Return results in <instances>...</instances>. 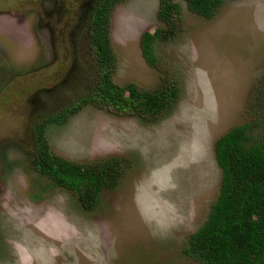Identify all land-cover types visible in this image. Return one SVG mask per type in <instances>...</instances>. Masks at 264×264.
<instances>
[{"label":"rangeland","instance_id":"rangeland-1","mask_svg":"<svg viewBox=\"0 0 264 264\" xmlns=\"http://www.w3.org/2000/svg\"><path fill=\"white\" fill-rule=\"evenodd\" d=\"M83 1L0 0V264H200L184 249L220 192L214 144L248 121L264 136V0H224L210 19L171 0L170 22L161 0L114 8V82L178 95L156 120L87 105L46 127L51 152L71 162L123 160L125 176L90 212L31 162L32 116L92 81L87 34H69ZM157 30L151 67L140 38Z\"/></svg>","mask_w":264,"mask_h":264},{"label":"trees","instance_id":"trees-1","mask_svg":"<svg viewBox=\"0 0 264 264\" xmlns=\"http://www.w3.org/2000/svg\"><path fill=\"white\" fill-rule=\"evenodd\" d=\"M126 1L81 2L69 34L77 38L82 33L87 34L92 57L91 84L76 99L58 109L47 111L39 118L32 116L34 169L73 191L83 210L88 212L99 206L103 191L117 188L127 168L122 166L123 160L115 156L92 164H79L52 153L45 136L46 127L65 124L87 105L117 113L130 110L156 120L167 113L178 95L172 87L140 92L134 83L120 86L114 82L117 58L110 39L111 16L114 8ZM184 1L190 12L206 19L212 18L224 3V0ZM59 10L57 5L55 12ZM173 12L179 13V6L171 0H161L158 18L170 22ZM159 39V30L144 31L140 38L142 56L151 67L157 65L155 42ZM256 126L258 123L253 121L235 126L214 144L222 172L220 192L206 220L190 235L184 249L194 262L264 264V136L257 132Z\"/></svg>","mask_w":264,"mask_h":264}]
</instances>
